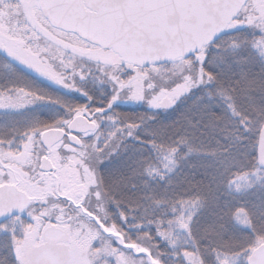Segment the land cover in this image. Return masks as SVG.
Here are the masks:
<instances>
[{"label":"snow or ice","instance_id":"6c2138e0","mask_svg":"<svg viewBox=\"0 0 264 264\" xmlns=\"http://www.w3.org/2000/svg\"><path fill=\"white\" fill-rule=\"evenodd\" d=\"M75 6L95 7L94 4L87 2ZM21 7V0H0V23L11 25L13 20H17V23H19L18 16ZM241 7L245 12L249 9L247 2L242 4ZM46 19L43 12L36 16V20L41 25L52 31L46 23ZM247 19L249 22L247 26H253L254 23L258 31L264 33V17L248 16ZM243 26L245 25L236 24L228 29L222 27L221 31H232ZM31 30L34 33L37 31L35 25ZM53 35L55 36L56 33H53ZM216 35H219V33L208 39L206 45H202L198 52L193 51L192 56L184 60V64L187 65L186 68L181 69L178 73L172 72L169 76L162 75V70L158 67L155 70H146L143 65L137 66L124 61L112 65L97 64L96 75H93L90 69L85 72L86 65L83 63L77 66L71 63V60L62 72L48 70V75L60 84L79 92L89 103L93 97L82 86L77 87L75 80L78 77L81 81H85L89 75H93V79L99 83L110 84L111 100L108 102L107 107L100 105L102 110L96 113L86 111L87 105L75 108L65 106L66 116L53 123L43 125L37 123L31 129L22 133L24 142L17 145L16 152L23 158L20 167L25 173V179L37 187H49V191L53 194L41 196L37 200H22L18 207L0 209V221H2L0 222V233L6 234V239L0 244V252L4 253V255H0V261H3L4 264H19L16 255V243L25 238V225L37 226L36 235L32 236V239L37 242L41 240L40 233L46 226L67 225L68 235H75L77 239L83 238L84 246L90 253V264H130V258L122 253H132L136 257L147 255L151 258L150 249L146 251L135 249L134 251L132 248L127 247V240L118 242L110 232H106L101 227L102 224L108 225L109 217L101 216L97 209L91 206L90 196L94 195L97 201L109 198L108 192L104 190V177L110 171L102 173L101 168L104 167L105 161H109L112 156H118L126 148L133 146L126 143L128 139L131 138L141 145L138 150L149 149L153 151L159 148L160 143L164 140H170V143L174 146L168 149L165 158L174 166H178L174 160V154L181 147L187 145V153L192 154L193 152L189 137L196 132L203 136L205 135L204 129H214L223 121V117L212 113L210 106L206 105L195 113L190 110L186 111L184 119L187 122V128L172 132L171 129L179 125V117L170 125L168 122L160 123L154 115L156 110L167 111L173 108L177 101L182 98L181 93L191 94L198 89L205 88L206 85L217 84L218 78L210 70L205 71L209 64L208 45H213ZM45 54L46 51L41 52V55ZM9 55L16 58L10 50ZM17 59L21 61L25 60V57L20 56ZM35 59L39 60V57H35ZM71 59H75V57ZM25 66H29L28 61H25ZM163 71L168 70L163 69ZM68 73H71V75H68ZM125 77H128V79L125 80ZM134 84L135 90H133ZM237 85L239 88L220 84L216 87L215 92L227 101L226 110L231 117V122L225 123L223 127V143L216 141L221 146L220 155L224 157L225 161L242 162L245 168L252 169L248 175L255 177L250 183H246L243 188L237 186L236 191L239 192L247 190L257 183L264 187V105L255 107L252 110L241 109L238 111L234 106L235 94L238 90L243 92L253 86L264 90V75L256 82L249 80L246 73H242ZM13 91L9 90L5 93L3 89H0V107L17 109L26 107L33 102L27 93H17L20 98L18 101L14 100ZM205 96L208 100H211L213 92L207 91L198 95L196 97L197 102H203ZM163 97L167 99L161 102ZM121 99L125 103L132 102L145 105L147 108L146 115L141 116L134 122L128 121L125 123L119 112L112 113V109ZM149 122H152L151 124L160 123V126L155 129H146L144 126ZM80 125L84 126L81 127ZM52 128H62L63 131H50ZM45 129H49V131H45ZM188 129H191L192 132H189ZM76 137L79 139H75ZM14 142V137L7 140L0 138V182L10 178L12 180L16 179L11 167H5L6 165L10 166L13 163H18V161L12 160V155L15 153L5 151V149H11ZM55 154H59V162H57ZM203 154L215 156L216 152L213 150L211 153ZM69 159L74 162L73 165L69 166H74L81 173V181L84 180L85 172L90 177L88 192L83 198L73 193L67 195L55 194L63 192L57 179V163L62 166ZM165 168L168 174L174 170L168 168L167 165ZM157 171L155 167L150 166L144 169L148 177H152ZM97 172L100 174L99 179L96 177ZM130 173L131 175L126 178L122 176L121 179L134 181L137 173L134 169H130ZM160 179L163 181L165 176L161 175ZM52 181L56 183L49 186V182ZM130 187L135 188L136 184L132 183ZM208 187L210 188V185ZM228 187L231 189V181L228 182ZM33 191V189H29L23 195L30 197ZM156 203L159 204L160 201H156ZM193 203L195 204L196 201H193ZM110 205L114 208L118 206L114 201L110 202ZM176 211L177 209L174 206L172 209L174 215ZM237 211H241V209H237ZM260 215L264 218V210H261ZM194 217L195 213L189 212L186 217L183 215L177 217V221L178 227L183 229L188 238L192 240L193 249L199 252L200 242L196 239V233L193 232ZM236 218L239 219L238 216ZM121 220L122 222L126 221L127 217L122 216ZM112 222L115 223V221ZM167 223L170 225L172 221ZM240 223L250 225L251 222L245 217ZM163 225V221L157 223V235L160 238L165 236ZM55 230L51 229V231ZM248 231L251 232L252 228L249 227ZM261 232V243H264V229ZM169 243H174V241ZM156 247H159V245L157 244ZM236 247L243 248V245H237ZM93 249L96 251H93ZM212 251L215 264H229L224 247L213 248ZM247 254V250H244L239 253V256H246ZM173 255H176V253H173ZM184 255L187 256V253H184ZM186 264H191V262L186 260Z\"/></svg>","mask_w":264,"mask_h":264},{"label":"trees","instance_id":"16d2710c","mask_svg":"<svg viewBox=\"0 0 264 264\" xmlns=\"http://www.w3.org/2000/svg\"><path fill=\"white\" fill-rule=\"evenodd\" d=\"M262 41H264V33L259 32L255 25L225 32L213 42V45H208L209 64L205 70H210L218 78L217 84L206 85L203 89L187 94L167 111L156 110L154 115L160 123L168 122L171 125L178 117L180 118L179 125L171 129L172 132L187 128L184 119L186 111L195 113L206 105L210 106L212 113L223 117V121L214 129H204L205 135L201 136L196 132L189 137L193 148L192 154L187 153V145L181 147L174 154L178 166L170 174L156 172L152 177H148L144 172L145 167L148 166L162 168V156L174 146L170 140L157 142L160 143V147L153 151L138 150L141 145L130 138L126 143L133 146L126 148L118 156H112L101 168L102 173L110 171L104 177V190L108 192L109 198L101 201L104 207L102 211L104 209L111 222L115 221L112 223L124 237L133 238L141 243L143 248L150 249L152 256L158 258L162 264L171 263L168 257L170 256L168 251L171 249L177 256H182L184 251H191L202 264H215L213 248L222 246L225 253L230 254L247 250L249 254L261 241L264 218L261 217L260 212L264 210V187L257 183L241 192L229 189V181L250 173L252 169L245 168L240 161H225L220 155L221 146L216 141L223 143V127L225 123L231 122V117L226 110L227 101L216 93L215 89L220 84L239 88L237 81L241 79L242 73H246L249 80L259 81L264 75V60L257 44ZM38 73L40 74L33 67L13 62L0 54V89L5 93L14 90L13 99L16 101L20 98L17 93H27L33 100L28 106L17 109L0 107V138L7 140L14 137L15 141L23 140L24 131L31 129L37 123L43 125L55 122L67 115L65 106L73 108L84 99V96L78 97L76 93L65 91L54 78L49 82L39 77ZM88 83L87 81L85 89L97 102L98 108L100 105L107 107L109 98H103V94L108 93L107 87L100 88L94 82ZM207 91L213 92L212 99L208 100L205 96L203 102H197L196 97ZM235 96L234 106L238 111L252 110L264 105V90L259 87L253 86L243 92L238 90ZM145 111H147L145 105L120 102L112 109V113H120L125 123L138 120L146 115ZM151 123L144 127L155 129L160 126V123ZM188 131L192 132L191 129ZM213 150L216 152L215 156L203 154L211 153ZM130 169H134L137 173L135 180L121 179L122 176L126 178L131 175ZM161 175L165 176L163 181L160 179ZM96 177L97 179L100 177L98 172ZM132 183L136 184L135 188L130 187ZM112 201L118 204L116 208L110 205ZM156 201L160 203L157 204ZM193 201L198 204L194 211L193 232L200 242V251L196 252L193 249L192 241L179 246L174 245L171 249L167 243L160 244L156 237L157 223L163 221L164 230L175 228L178 223L176 219L182 212L184 204ZM174 206L177 209L175 215L172 212ZM237 209L247 211L251 232L248 231L249 227L236 223L233 214ZM122 216H126L127 220L122 222ZM168 221L172 223L169 225ZM5 239L6 234L0 233V244ZM157 244L159 247H156ZM237 245H243V248L236 247ZM172 253L171 257L175 259ZM0 255L4 253L0 252ZM0 264L4 262L0 261Z\"/></svg>","mask_w":264,"mask_h":264},{"label":"rangeland","instance_id":"374dc122","mask_svg":"<svg viewBox=\"0 0 264 264\" xmlns=\"http://www.w3.org/2000/svg\"><path fill=\"white\" fill-rule=\"evenodd\" d=\"M247 4L249 5L248 11L245 12L244 9L242 8L239 14L236 16V18L228 24L226 29L231 28L236 24L245 25L243 27H238V28L252 27V26H247L249 23L247 19L248 16L264 17V0H248ZM21 5L22 7L20 8L19 16H18L19 23H17V20H13L11 25L6 23H0V48H2V50H0V54L11 59L13 62L20 63L22 65H25V61H28L29 67H33L34 69L37 70V72H40V74L38 73L39 74L38 76L45 79L46 81L49 82L53 81V77L47 74L49 69H51L54 72H62L64 67L67 66L69 60H71V63L77 66L83 63L84 65H86L85 72L89 71L90 69L93 75L97 74L96 73L97 64L112 65L113 63H120L121 61H123L120 55L117 52H115L113 49L102 48L97 44L91 43L86 39L81 38L79 35L73 32L64 31L60 28L54 27L53 25L50 24L48 19H46V23L52 29V31H49L48 28H45L36 20V16L39 15L40 12H42L37 0H21ZM34 25L37 29L35 33L31 30ZM254 25L255 24L253 23V26ZM238 28H235L234 30ZM226 32H228V30H226ZM53 33H56V35L54 36ZM257 47L259 48L260 55L264 60V42L257 44ZM9 50L15 54L16 58H13L11 55H9ZM44 51H46V54L41 55V52ZM20 56H24L25 60L18 61L17 58H19ZM191 56H189L188 58H190ZM35 57H39V60L35 59ZM72 57H75V59H71ZM188 58L167 60L158 65L146 66L144 67V69L155 70L158 67L162 70L161 72L162 75L169 76L172 72L178 73L181 69L186 68L187 65L184 64V60ZM163 69H167L168 71H163ZM68 75H71V73H68ZM93 75H89L88 79L85 81H81L77 77L75 80L77 87L82 86L85 89L87 85V81L89 82L88 84L90 83L92 84V82H94L100 88L101 86L105 87V89L107 87L108 93L107 95L103 94V98L106 99L108 97L109 98L107 100L108 103L111 100V94L109 93L110 84L99 83L97 80L93 79ZM127 79L128 77H125V80ZM57 84L67 92L76 93L78 94L77 95L78 97L82 96L79 92L74 91L73 89H70L65 85L60 84L58 81ZM172 87H174V85H172ZM133 90H135V84L133 85ZM101 91L103 92V90ZM186 95L187 94L185 93H181L182 98L180 100H182ZM164 98L166 97H163L161 99V102L163 101ZM119 102L124 104H135L132 102L125 103L123 99H121ZM81 105H87L86 111H90L92 113H96L101 110L100 107L98 108L97 102H95L94 99H92V101L89 103L88 101H86V98L84 97V99H82L81 102H78V104L74 105L73 108ZM23 142L24 139L20 141H15L11 149H5V151L9 153H15L14 155H12V160L18 161V163H13L10 166L9 165L5 166V167H11V169L15 173L16 179L12 180L10 178L8 180L0 182V184L5 182L15 183L25 192H28L29 189H33L34 191L30 196L31 200H37L41 196L52 195L53 193L49 191V187L46 186L37 187L33 185L30 181L25 179V173L20 167V164L23 163V158L19 153L16 152L17 145L22 144ZM167 153H165L162 156L163 165L161 169L156 168L158 170L157 172H167L165 168L166 165L168 168H173V169L176 168V166H174L168 159L165 158ZM55 155L57 162H59L60 159L59 154H55ZM174 160L176 161L175 155H174ZM73 164L74 162L72 159H69L68 162L62 166L59 165V163H57V168H58L57 179L59 181L60 186L63 189V192L55 193V194L67 195L69 193H73L83 198L84 195H86L88 192V184L90 177L88 176L87 172H85L84 180L81 181L80 179L81 173L74 166H69ZM253 179H255V177L248 175V173L238 176L233 181H231V190L237 192L236 191L237 186L243 188L246 183H250ZM54 183L56 182L55 181L49 182V186ZM21 185L24 186L22 187ZM241 191H245V190H241ZM90 204L92 207L97 209V211L100 213L101 216H108L107 213H104V209L102 211V208L104 207L103 205H101V201H97L94 198V195L90 196ZM197 206H198L197 202L195 204L193 202L190 203L187 202L186 204H184L182 208V212L180 213L179 216L183 215L184 217H186L189 212H194L197 209ZM237 216L239 217V219L236 218ZM233 217L238 225L243 227L250 226L249 224L240 223V221L244 220L245 217H247L248 220L250 221L249 215L246 210L244 209H241V211L236 210L233 214ZM175 224L173 226H175ZM24 227H25V238L19 240L16 243V255L19 259V264H24L25 260L28 258L29 252L35 249L36 243L39 242L43 243L45 241V238L43 236V231L47 226L41 231L40 233L41 240L38 242L32 239V236L36 235L37 226L25 225ZM62 227L67 229V225H64ZM101 227L104 228L106 232H110L111 235L114 238H116L118 242L127 240V247L129 248L134 247V249H140L141 247H143L141 243L136 242L133 238L124 237V235L121 234V232L116 228V226L110 220L107 226L102 224ZM164 231H165V236L163 238H160L158 235H156V237L158 241H160V244L167 243L170 249L174 245L179 246L180 244L190 243L192 241L188 238L187 233L183 229H180L178 227V223L175 226V228H171L169 230L165 229ZM170 241H174V243L170 244L169 243ZM62 244H65V248L63 250L65 255L62 258L64 264H90V253L88 252V249H86L84 246L83 238L77 239L75 235H68L67 233L64 239H62ZM93 251L96 250L93 249ZM172 252L174 253L173 249L168 251V254H170V256L168 255V257L171 260L170 264H186V260L190 261L191 264H202V262L196 257L194 252L184 251L182 253V256L173 255ZM171 253L175 259L171 257ZM184 253H187V256H185ZM122 254L130 258V264H152L151 262H149L146 256L136 257L133 256L132 253H122ZM225 256L227 257L229 264H239L241 262H247V258H248V255L239 256V253L236 254L225 253ZM238 256L239 258H237Z\"/></svg>","mask_w":264,"mask_h":264},{"label":"water","instance_id":"95a60500","mask_svg":"<svg viewBox=\"0 0 264 264\" xmlns=\"http://www.w3.org/2000/svg\"><path fill=\"white\" fill-rule=\"evenodd\" d=\"M246 1L38 0V3L53 26L76 32L102 47L113 48L125 61L148 66L189 56L219 33L217 40L225 32L221 28L226 29ZM85 2L95 7L75 6ZM50 131L62 132L63 129L52 128ZM24 193L15 183H1L0 209L18 207L22 200L30 199ZM66 233L67 230L58 225H49L44 230L49 244H54ZM145 256L152 264H161L152 254L151 258ZM24 264H63V261L56 247L39 246V251L31 253ZM247 264H264V243L260 242L252 249Z\"/></svg>","mask_w":264,"mask_h":264},{"label":"flooded vegetation","instance_id":"af4514ba","mask_svg":"<svg viewBox=\"0 0 264 264\" xmlns=\"http://www.w3.org/2000/svg\"><path fill=\"white\" fill-rule=\"evenodd\" d=\"M64 239V238H63ZM47 245H49L48 243H47V241L45 240L43 243H36L35 244V249L34 250H32L31 252H29V254L30 253H35L36 251H38V247L39 246H41V247H44V246H47ZM54 246H56V248L58 249V251H59V253L61 254V256H62V258H63V256L65 255V253H64V248H65V244H62V240H60V241H58V242H56L55 244H54Z\"/></svg>","mask_w":264,"mask_h":264}]
</instances>
